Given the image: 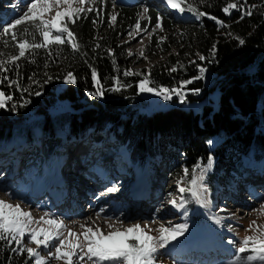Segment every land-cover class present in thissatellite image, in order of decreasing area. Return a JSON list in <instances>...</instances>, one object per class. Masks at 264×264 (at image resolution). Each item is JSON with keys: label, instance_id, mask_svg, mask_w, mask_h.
Listing matches in <instances>:
<instances>
[{"label": "trees", "instance_id": "trees-1", "mask_svg": "<svg viewBox=\"0 0 264 264\" xmlns=\"http://www.w3.org/2000/svg\"><path fill=\"white\" fill-rule=\"evenodd\" d=\"M194 2L201 11L229 25L219 27L207 16L198 19L194 13L183 14L188 20L196 18L186 21L190 26L183 36H189L196 42L199 54L210 57L209 50L213 44L216 45L215 63L194 60L196 64L207 67L205 79L187 86L202 89L199 96L191 93L187 96L189 102L205 100L198 112L184 109L176 97L169 101L167 109L154 110L150 114L145 111L147 106L142 102L145 98L138 94L136 87L143 77L123 76V71L129 69V60L123 46L118 43L125 30L135 25L139 6L113 2L116 5L117 21L109 27L106 16L113 5L110 0L99 5L103 23L93 25V19H97L93 12L88 13L86 19L70 25L82 46L81 52L86 53V56L73 53L67 45L62 46L59 57L54 55L49 58L47 52L41 49L30 58L35 59V63L25 59L19 61V76L15 69L7 73L10 79H19L22 87L30 89V92L22 94L14 87L9 88L7 81L0 85V90L13 95L14 101H31L26 107H18L14 112L0 109V144L3 141L12 145L14 138L19 141L17 160L21 164L19 171L23 174L22 183L28 186L30 179L44 182L64 158L69 142L79 140V144L86 138L103 142L110 137V141L105 142L107 150L116 151L117 147L126 144L131 160L142 167L154 166L152 160L160 156L164 164L169 165L170 175L176 174L172 170L175 162H181L191 170L197 163L207 164L211 154L214 164L207 178L210 181V200L214 203L218 193L212 185L221 188L232 185L242 156L264 157V0H247L249 5L256 7L251 16L243 19H240V12L235 10L230 16L222 11L229 0ZM157 14L163 17V27L166 28L168 22L164 12L151 8L148 15L152 20L148 27H154ZM145 21L142 20L141 24ZM236 37L243 39L245 44L239 45ZM96 43H100L101 47L93 51ZM106 49L113 50L119 71L114 69ZM0 51L7 54L15 50L0 44ZM182 51L179 49L180 53ZM168 61L165 67L156 66L151 69L150 78L154 86L171 88L179 86L181 80L198 75L196 64L189 63L181 56H170ZM178 61L184 68H180ZM89 65L96 68L98 78L106 89L102 99L88 95L95 91ZM173 65L178 70L169 74L168 70ZM69 71L77 79L73 85L65 84L54 92L43 83L45 73L48 75L53 72L50 74L52 77L62 79ZM136 72L144 73L143 70ZM115 76L132 87L122 89L119 93L107 91L114 86L112 78ZM29 77L40 81L42 87L33 84ZM35 91H41L42 94L32 95ZM210 139L217 141L211 149L206 143ZM30 167H33L32 176L27 179L29 175L26 170ZM188 199L190 207L195 208L191 198ZM0 248L5 249L0 251V264H9V256L11 264H25L26 254L19 256L11 253L2 243ZM210 260L208 256L207 263ZM28 264L33 262L28 261Z\"/></svg>", "mask_w": 264, "mask_h": 264}, {"label": "snow or ice", "instance_id": "snow-or-ice-1", "mask_svg": "<svg viewBox=\"0 0 264 264\" xmlns=\"http://www.w3.org/2000/svg\"><path fill=\"white\" fill-rule=\"evenodd\" d=\"M162 2L170 9L183 15L186 12L194 13L199 19L207 16L208 19L215 21L219 27H229L224 21L216 16L209 15L207 12L201 11L194 0H162ZM105 0H24L25 9L18 18H13L11 23L0 18V23H3L2 32H0V44L4 48L12 47L14 53H5L0 51V85L7 81L9 88H15L23 93L30 92L28 87H22L19 79H10L7 73L15 69L19 76V61L22 59L30 60L35 63V59H30L37 54L38 50H45L49 58L54 55L59 57L62 46H69L73 53L86 56V53L81 52V44L75 32L70 29V25H74L80 19H86L88 13H95L97 19H93L92 23L96 26L98 23H103L101 16L100 4H104ZM199 3H204V0H199ZM85 5H88L87 7ZM13 8L19 5H12ZM116 5L113 3V9ZM255 5H249L247 0H229L222 8L226 15H231L233 10L240 12V19L245 16H251ZM55 10V14L49 18V14ZM149 7L142 6V12L138 13L137 20L132 31L128 35L132 39L141 36L139 43H143V36L151 39L157 30L164 31L163 17L159 14L156 16L154 27L149 31L147 27L141 26V21L146 20L151 23V16L148 15ZM117 21V14L114 12L109 16V27H112ZM143 34V35H141ZM231 35V33H228ZM102 39V38H97ZM167 37L160 36L157 41L159 47L164 43ZM239 45H244L245 41L236 37ZM130 41H125L129 43ZM101 47L100 43H96L93 51ZM56 49L53 52V49ZM163 50V49H161ZM107 55L112 59L114 69L119 71L116 66L115 54L112 49H106ZM210 57H206L197 53L200 61L208 60L210 63H215L216 45L213 44L209 50ZM132 56L133 53L129 50L127 53ZM179 55V53H177ZM140 57L147 59L144 51L139 53ZM87 63V60L84 61ZM180 68L184 65L177 62ZM191 64H196V61H189ZM48 66L47 60L45 67ZM91 77L95 86V91L89 92L88 95L94 99H102L106 89L101 84L98 78V72L95 67H91ZM198 75L179 81V86L165 87L163 85H155L149 74L136 72L131 69H125L123 76H142L143 78L137 82L138 94L149 93L157 97H161L165 101H170L176 97L180 104L187 103L189 93L199 96L202 92L201 88H188V85L194 81L203 80L208 71L207 67L196 64ZM177 67L173 65L169 68V74L177 72ZM35 74H33L34 76ZM47 79L43 83L50 82L53 77L45 73ZM33 84L42 87L40 81L28 78ZM113 79V87L107 89L114 93L121 92L122 89L132 87L131 84L122 83L118 76ZM64 83L73 85L77 79L73 72L69 71L63 77ZM35 96H40L41 91L31 93ZM31 101L23 99L22 103L14 101L13 95L6 94L0 90V109L16 111L18 107H26ZM217 141L208 140L206 143L211 149ZM214 164V157L209 154L207 164L197 163L191 170L183 169V174L176 181V189L179 193L177 198L175 195L168 200V203L178 209L183 210L185 217L188 214L186 205L189 203V197L195 204L207 208L210 188L206 183L208 173L211 171ZM119 191L117 185H113L106 189V193L101 195L112 194ZM10 198L14 193L6 192ZM264 209V204H261ZM160 209H157L159 212ZM221 212L226 211L220 209ZM105 209L101 208L96 216L100 217ZM112 219V217H106ZM119 219V218H117ZM216 224H220L221 218H212ZM122 222V221H121ZM35 225V226H33ZM83 231L77 233L72 231L64 223L62 219H57L52 214L45 212L43 216L36 219L31 212L24 211L19 204L12 205L5 200L0 199V243L6 246V249L11 253L19 256L26 254L27 260L33 264H51V261H63L64 264H163L161 250H167L169 245L178 241V238L184 237L185 240L191 236L190 225L188 222L173 224L168 221L167 224H161L158 229H155L159 235H151L153 229L148 226H141L139 223L133 224L130 227L113 228L112 224H108L112 231L105 234L99 227H86L80 225ZM254 234L245 236L242 240L236 241L229 239L228 243L234 248V257L229 261V264H264V225H256L252 221L249 229ZM187 234V235H186ZM82 237V239H81ZM27 240V242H25ZM34 244L35 247L28 246ZM5 249L0 248V251ZM42 251H47V256L42 255ZM9 264H11V256H9Z\"/></svg>", "mask_w": 264, "mask_h": 264}, {"label": "rangeland", "instance_id": "rangeland-1", "mask_svg": "<svg viewBox=\"0 0 264 264\" xmlns=\"http://www.w3.org/2000/svg\"><path fill=\"white\" fill-rule=\"evenodd\" d=\"M110 1L112 3H128L131 0ZM12 5H19V7L13 8ZM131 5L139 6L138 13L142 12V6L144 5L148 6L149 9L151 8L153 10H160L164 12V17L167 20L168 24L166 28L163 27L164 31L161 32L157 30V33L151 39H149L147 36H143L142 44L138 42L141 39V36H137L136 39H132L128 35L129 31H132L134 26L128 27L125 30L123 36L119 38L118 43L124 48V54L129 60V69L133 71L143 70L144 74L147 75L149 70L153 69L156 66H167V64H169L168 59L170 56H181V58L187 59L188 61L198 59V56L196 55L198 53L196 42L193 39L189 38V36H183V33L186 31L188 26H190L186 23V21H193L196 20V18H190L188 20L183 15L167 7L162 2V0H135L134 4ZM85 6L87 7L88 5ZM24 10H26L24 0H0V18L7 20L9 23H11L13 18H17L19 15H21ZM114 12H117L116 7L115 9H113V5H111L110 10L108 11L106 16L107 23H109V16ZM54 14L55 10H53V12L49 14V18ZM4 26L5 25L3 23H0V31ZM141 26L147 27L149 31H151V29L153 28L150 26L148 27L147 21H145L143 25L141 24ZM96 34H98V32ZM160 36L167 37V39L162 45L158 47L157 41L159 40ZM125 41L130 42L125 43ZM179 49H183L182 53L179 52ZM129 50L133 53L132 56H129L127 54ZM141 50L144 51L147 59L139 56ZM177 53H179V55H177ZM52 73H48V76H51L50 74ZM45 79H47V77ZM45 84L51 87L49 88L50 90L57 92L58 90L63 88L66 83H64L63 78L61 79L58 76H53V79ZM139 95L145 98L142 102L144 106H147L145 108V111L148 114L152 113L154 110L167 109L170 106L169 101H165L161 97H157L149 93ZM216 95L218 96V94ZM203 103H205L204 99L194 102L187 101L186 104H179L186 110L192 109L194 112H198L200 111ZM109 141L110 137H107L103 140V142L91 143V141L86 138L84 141L79 143V149L77 150V152L79 151L78 153H80L79 158H81L82 155V157H84L82 159L88 160L87 164L92 165L94 159L105 152V154H110V158L105 157L104 159H102L103 164L109 165V163H114V161H116L119 165L125 163V160L127 161V158L129 157V147L123 144L117 147L115 152L110 149L107 150L105 148V142L108 143ZM13 142L12 145L9 144L10 146H14L13 151L8 152L9 158H14L15 155L18 156L20 153L19 147L18 149H16V146L18 144L17 142L19 141L14 138ZM78 142L79 140L69 142L67 148L65 149L66 152H69L72 147H74L75 149L78 145ZM2 144H4L3 141ZM119 153L124 155V157H122V160H118ZM250 161H252V157L242 156L240 163L242 162L244 167L245 164L249 163ZM152 163L154 164V166L147 165L140 168L141 165L139 166L137 162H134L131 172L121 174V177H126L127 175L129 177L131 175L134 181L136 180L135 177H139L144 181L150 180V184L151 186H153V192L149 201L150 210H148L147 208L144 209V207L136 208V204L134 203V205L131 200L127 199V193L125 196L126 198L119 196L123 189L126 188L123 186L119 187L118 182L116 181V179H114L112 180V182L119 187V191L112 194L102 195L103 199H107L110 197L111 200H109V203L107 205L106 203L101 204L102 202H99L97 205L99 206L98 210H93V212H95L96 215V213L101 208L105 209L106 211H108L107 209L111 208L114 209L113 212H121L123 215L128 214L126 220L113 225V228H120L121 230H123L124 227H130L129 225L132 223H139L141 226H150L153 229L150 234L154 236L159 235V233L155 231V229H158L161 224L166 225L168 221H171L173 224L188 222L190 225L191 236H189L187 240H185L184 237H180L178 238V241H175L172 245H169L167 250L162 249L161 253L163 254V264H229V261L234 257V248L228 243L229 239L239 241L242 240L245 236L253 235L254 233L251 230L246 231V229H249V225L252 221H255L256 225H264V209L261 208V204H264V193L262 194L263 198L261 199L254 196V199L252 198L251 200L250 196L247 201L253 204H233V202H225L224 200L225 195H227L226 192H230L231 189L227 186L221 188L216 186L215 184L212 185V188L218 193L217 200L212 203L209 195V203L207 208H203L195 203V208H192L188 203L186 205L188 214L185 217V215L183 214V210H178L168 203V200L172 198L170 194L175 195L177 198L179 197V193L176 189V181L183 174V169L185 168L182 165L183 163L175 162L173 164L172 170L176 171L175 175H170V169H168L169 165L167 166L166 164H164L160 156L152 160ZM60 165L61 162L56 165L55 169H57V171L59 170ZM8 166L6 169L11 168V163L8 164ZM32 168L30 167L26 170L27 176L29 175L27 179L32 176ZM135 169L141 171L140 176ZM238 169L239 173L242 172L241 165H238ZM18 170H20V167ZM10 174H12L11 171L8 172L6 176L0 175V199L5 200L12 205L19 204L24 211L31 212L33 217H35L36 219H39V217L43 216L45 212H48L52 214L53 217L62 219L68 226V228H70L72 231L77 233H81L83 231V229H80L79 227L81 224L84 225L85 221H87L85 217L81 216L82 219L80 217H75L74 215H71L72 212L63 209L60 206H56L55 208L52 207V209L43 205L42 201L47 197L46 194L49 193V191L47 190L49 184L40 187L38 192L30 195L26 190L34 189V187L32 186L33 180L30 179L28 181L30 182L28 187H23L22 185H18L17 182L18 179L21 180L23 174L19 173L16 178H10ZM116 174L117 173L114 172V175ZM206 183L207 185H209L210 183L208 178H206ZM234 183H240L241 185L243 183V180H237L234 181L233 184ZM249 183H252V180H250ZM238 184L234 190L238 194L240 192V194L242 195L241 191L243 192V186L240 187V185ZM104 185L106 186V184ZM108 187L111 186H107L106 188L103 187L105 190L102 188L104 190V193H106V189ZM240 188L241 190H239ZM42 189L48 192L41 194L40 191ZM129 189L130 188H128V190ZM6 192L14 193V195L12 196V198H10L5 194ZM259 192L261 193V190H259ZM47 199L49 201V204H51L50 198L48 197ZM82 202L86 203V200H82ZM114 203L115 205H113ZM228 204L234 205V207L228 206ZM92 205L93 206L91 208H94L96 204L94 203ZM157 209H160V211L157 212ZM220 209H225L226 211L221 212ZM106 211L102 213L100 217H103ZM238 211L241 212L238 213ZM81 212L85 213L86 210L81 209ZM85 215L86 213L84 214V216ZM142 215H146L145 219L139 218ZM213 217L221 218L222 222L220 224H216L212 219ZM96 218L100 219L99 217ZM104 220L108 219L104 218ZM105 228L109 229L108 226H105ZM112 230L113 229L111 228L109 230L102 231L107 234ZM25 242H27V240H25ZM28 246L35 247L34 244H29ZM41 254L46 257L47 251H42ZM208 256L211 258V260L207 263ZM51 264H64V262L53 260L51 261Z\"/></svg>", "mask_w": 264, "mask_h": 264}, {"label": "bare ground", "instance_id": "bare-ground-1", "mask_svg": "<svg viewBox=\"0 0 264 264\" xmlns=\"http://www.w3.org/2000/svg\"><path fill=\"white\" fill-rule=\"evenodd\" d=\"M12 151H13V148L10 149V152H12ZM6 153H8V152H5L2 157H4V155ZM0 155H1V153H0ZM118 157H119L118 160L122 159V156H120V154H118ZM257 164H261V163L260 162L254 163V162L250 161L249 163H247V166H248V168H254ZM4 170H6L5 173L7 175V173L9 172V170L6 169V168H4V166L3 167L0 166V175L4 173ZM136 171L139 173V176H140L141 171L140 170H136ZM11 173L12 174H10V176H11L10 178H16L18 176V174L20 173V171L11 170ZM150 176H153V175H150ZM121 179L123 180V178H121ZM135 179L136 180L134 181L132 179V176L130 175V178H125V180H124L125 182L128 183L127 188H130L128 190V192H127V199L128 200H131L133 204L135 203L136 204V208H140V207L143 208L144 207V209L147 208L148 210H150V206H149L150 202L149 201L151 199V194L153 192V189H152L153 186H151L150 180H145L144 181L143 179H141L139 177H137V178L135 177ZM19 181L20 180L18 179V182ZM119 181H121V180H119ZM119 181H118V183H119ZM103 187L106 188L107 186H105V185L104 186H101L96 191L99 190V191H102L103 192L105 190ZM96 191H91L89 193V195L96 196V194H97ZM27 193L30 194V195L32 194L31 191H28V190H27ZM43 193H45V192H42L41 194H43ZM120 196L126 198L125 197L126 196V193L125 194H121ZM109 200H111L110 197L107 198V199H103V202L101 204L106 203V205H107L109 203ZM65 205L67 206V203L65 201H58V200L55 199L54 202H53L54 208L56 206H60L61 208L64 209L65 208ZM98 208H99V206H95L94 208H91L90 207V209H88L85 212L86 215L84 216L85 213L81 212L80 209H78V208L75 207L73 209L71 215H74L75 217H80L81 219H82V217H85V219L87 221H85L84 225L86 227H99L102 230H109V229H111L109 227H108L109 229H106L105 226H108V224H112V225L118 224L119 222L126 220V218L128 216V214L123 215L121 212H113L114 209H111L110 208V209H107L108 211L105 210L106 213L104 214L103 217H99L100 219H97L96 218L97 216L95 215V212H93V210H98ZM145 216L142 215L139 218L140 219L141 218L145 219ZM106 217H112V219L104 220V218H106ZM117 218H119V219H117ZM132 224H130L129 226H131ZM79 228L81 229V227H79ZM124 228H126V227H124Z\"/></svg>", "mask_w": 264, "mask_h": 264}]
</instances>
